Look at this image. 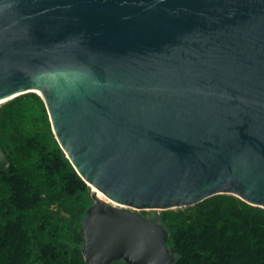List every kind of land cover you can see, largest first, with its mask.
<instances>
[{
	"label": "water",
	"instance_id": "95a60500",
	"mask_svg": "<svg viewBox=\"0 0 264 264\" xmlns=\"http://www.w3.org/2000/svg\"><path fill=\"white\" fill-rule=\"evenodd\" d=\"M27 92L92 187L86 264L175 263L138 209L264 208V0H0V103Z\"/></svg>",
	"mask_w": 264,
	"mask_h": 264
},
{
	"label": "trees",
	"instance_id": "16d2710c",
	"mask_svg": "<svg viewBox=\"0 0 264 264\" xmlns=\"http://www.w3.org/2000/svg\"><path fill=\"white\" fill-rule=\"evenodd\" d=\"M0 141L12 161L11 175L0 172V264H86L81 227L92 189L56 139L42 97L27 92L0 107ZM159 220L174 264H264L261 206L217 194Z\"/></svg>",
	"mask_w": 264,
	"mask_h": 264
},
{
	"label": "rangeland",
	"instance_id": "374dc122",
	"mask_svg": "<svg viewBox=\"0 0 264 264\" xmlns=\"http://www.w3.org/2000/svg\"><path fill=\"white\" fill-rule=\"evenodd\" d=\"M28 93H31V92H28ZM26 94V93H24ZM36 94H38L40 97H42L39 93L36 92ZM23 95V94H21ZM19 95V96H21ZM16 98V97H14ZM14 98H11L7 101H4V102H1L0 103V107L2 105H4L5 103L9 102L10 100L14 99ZM37 104V103H36ZM50 117V116H49ZM51 121V120H50ZM52 124V123H51ZM53 128V127H52ZM55 134V133H54ZM56 137V136H55ZM57 139V138H56ZM91 187V186H90ZM92 189V187H91ZM219 194H224V195H227V196H236L238 197L237 195L235 194H232V193H219ZM217 195V194H215ZM211 197V196H210ZM209 198V197H208ZM240 198V197H238ZM241 199V198H240ZM243 200V199H242ZM203 201V200H202ZM201 202V201H200ZM248 203V202H247ZM250 204V203H249ZM195 205V204H194ZM190 206H193V205H190ZM188 206H182V207H175V208H171V209H166V210H175V211H179V210H186ZM263 208V207H262ZM138 212L142 213L143 215H145L146 217L148 218H157L159 219L161 217V215L165 212L164 209H156V208H148V209H138L137 210Z\"/></svg>",
	"mask_w": 264,
	"mask_h": 264
},
{
	"label": "bare ground",
	"instance_id": "6f19581e",
	"mask_svg": "<svg viewBox=\"0 0 264 264\" xmlns=\"http://www.w3.org/2000/svg\"><path fill=\"white\" fill-rule=\"evenodd\" d=\"M98 195L101 198H104V199L106 198V196L104 195V193L101 190H98Z\"/></svg>",
	"mask_w": 264,
	"mask_h": 264
}]
</instances>
